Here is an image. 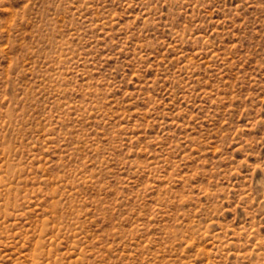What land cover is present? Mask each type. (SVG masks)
<instances>
[{"label":"rangeland","instance_id":"rangeland-1","mask_svg":"<svg viewBox=\"0 0 264 264\" xmlns=\"http://www.w3.org/2000/svg\"><path fill=\"white\" fill-rule=\"evenodd\" d=\"M0 264H264V0H0Z\"/></svg>","mask_w":264,"mask_h":264}]
</instances>
